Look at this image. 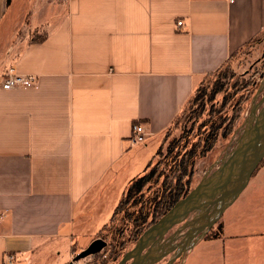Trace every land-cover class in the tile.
Returning <instances> with one entry per match:
<instances>
[{
	"label": "crops",
	"instance_id": "crops-1",
	"mask_svg": "<svg viewBox=\"0 0 264 264\" xmlns=\"http://www.w3.org/2000/svg\"><path fill=\"white\" fill-rule=\"evenodd\" d=\"M263 33L264 0H0V264H35L51 247L72 258L204 77ZM11 69L37 86L4 90ZM258 179L245 224L224 219L195 264H264V166L242 195Z\"/></svg>",
	"mask_w": 264,
	"mask_h": 264
},
{
	"label": "rangeland",
	"instance_id": "rangeland-1",
	"mask_svg": "<svg viewBox=\"0 0 264 264\" xmlns=\"http://www.w3.org/2000/svg\"><path fill=\"white\" fill-rule=\"evenodd\" d=\"M32 36L33 40L43 37L37 34H33ZM218 90L220 91L219 93H217ZM197 93L199 94V100L195 102V105H188L187 111L184 114L182 113L172 127L163 135V155L156 157L150 167L151 170L158 162H162L161 168H163L170 161V158H166L170 143L173 146L178 142L184 144V140L189 138L188 149H191L193 143L202 142L208 136L209 127L212 124L222 126L212 150L206 156L196 160L194 175L190 185L191 191L204 179L212 177L221 166L233 157L234 151L246 131L249 127H253L258 119H261L264 115V33L232 56L218 72L207 76ZM160 143L157 147L154 146L155 150L152 156L156 154ZM153 145L156 144L153 142ZM260 165H262L261 169L264 166V160ZM259 170L255 171L254 174L256 175ZM162 182L163 180L161 179L158 184L147 185L143 191L145 199H151L160 188ZM262 183L263 180L258 179L253 188L250 186L245 195L241 193L242 197L238 202L236 201L241 195L231 205L232 207H229L230 209H226L221 218L196 243V245L200 244L198 245V250L194 252L193 256H190L189 264H195L196 259V261L203 262L206 257L207 261H209L207 255L210 250L206 253L202 252L201 250L205 245H202L201 242L214 240L213 237L218 234L220 225H224V219L226 222L229 220L231 223L230 228H236V226L239 228L245 224L243 222L245 217L243 216H249L248 214L251 213L252 209L250 203L247 202L248 196L255 197L259 195L258 190ZM126 192L127 189L122 195L123 205L121 210L114 216V219L104 231L100 233L99 228L101 229L108 223L110 218L103 220L97 230L93 226L95 230H90L91 232H87L85 235L75 237L74 243L76 245L73 247L72 258L70 257V248H68L67 254L65 250L51 247L45 254L37 257L35 264H119L125 255L135 248L138 239L147 229L146 227L154 219L159 220L163 213H165L163 209H160V214L157 217L151 216L146 224L134 226L132 219H130L131 221L128 219L127 212H133L138 209L139 205L136 207L134 205L141 202V194L132 197L127 196ZM199 212H195L191 216L189 215L183 222L172 226L160 240L159 236H155L154 240L156 243L144 249L140 253L141 256L151 252L150 247H153L152 255H155L157 258L162 257L155 264H167L170 260L177 258L182 250L178 246L187 237L190 228H186L178 233L176 232L184 226L185 222L191 221ZM90 229L92 228L90 227ZM97 231L99 232L97 233ZM97 239H102L107 243V247L102 252L79 261H74V258L78 254L86 250ZM185 255L177 258L173 264H181ZM133 261L134 259L130 258L126 264H132Z\"/></svg>",
	"mask_w": 264,
	"mask_h": 264
},
{
	"label": "water",
	"instance_id": "water-1",
	"mask_svg": "<svg viewBox=\"0 0 264 264\" xmlns=\"http://www.w3.org/2000/svg\"><path fill=\"white\" fill-rule=\"evenodd\" d=\"M264 115L258 119L253 127H249L245 135L239 141L238 147L234 151L233 157L219 168L212 177L204 179L195 189L182 200H180L165 216L156 224L151 226L140 237L133 250L128 252L119 264L133 258L132 264H155L162 257L157 258L151 252L141 256V252L154 245L155 236L159 240L168 232V230L177 223L186 220L189 215L199 212L191 221L185 222L178 232L190 228V232L185 239L179 244L182 250L178 254L182 257L187 251L194 248L196 243L202 239L207 231L221 218L223 213L228 209L241 195L248 186L253 174L264 160ZM251 133L257 138L255 144L246 146L244 139ZM249 151V153H246ZM211 213V215H210ZM175 233V235H176ZM107 247L106 241L97 239L89 247L78 254L74 261L85 259L89 256L102 252ZM170 260L167 264H173L177 259ZM72 264V263H71Z\"/></svg>",
	"mask_w": 264,
	"mask_h": 264
},
{
	"label": "trees",
	"instance_id": "trees-1",
	"mask_svg": "<svg viewBox=\"0 0 264 264\" xmlns=\"http://www.w3.org/2000/svg\"><path fill=\"white\" fill-rule=\"evenodd\" d=\"M222 67H220L216 72H218ZM212 74H209L207 76H210ZM206 77H204V79ZM204 79L195 90L193 96L187 103L184 110L176 117L174 122L178 119V117L182 115V113L184 114L187 111L188 105H195V102L199 100V94L197 92L201 87ZM219 92L220 91L218 90L217 93ZM174 122L172 123V125L174 124ZM172 125L170 126V128L172 127ZM221 128L222 126H215V124H212L209 127L208 136L202 142L193 143L191 145V149H188L190 143L189 138H186L184 140V144L178 142L173 146L172 143H170L166 156V158H170V161L167 162L163 168H161L162 162H158L150 170L154 159L158 156L160 157L163 155V148L161 143V146L158 149L156 155L150 161L144 172L132 179L126 188L127 196L133 197L134 195L141 194V202L134 205L135 207L139 205L137 207L138 209L133 212H127L128 219H132V224L134 226H137L139 224H146L151 216H153L154 218L157 217L158 214H160V209H163L165 211L162 217L165 216L180 200L184 199L190 193V185L194 175L196 160L198 158L206 156L207 153L212 150L215 141L219 136V131ZM261 166L262 165H260L257 170H259ZM254 175L255 174H253V176ZM161 179L163 180V182L161 183L160 188L155 192V195L151 199H145V194L143 193L144 188L149 184H158ZM151 187H149V189H151ZM122 200L123 198H121L119 204L117 205L110 221L100 230V233L108 227V224L114 219V216H116V214H118V212L121 210V207L123 205ZM159 220L154 219V221L146 227L147 229L145 231L156 224ZM145 231L143 232V234L145 233ZM222 231L223 226L220 225L218 234H216L213 239H218L221 236Z\"/></svg>",
	"mask_w": 264,
	"mask_h": 264
},
{
	"label": "built area",
	"instance_id": "built-area-1",
	"mask_svg": "<svg viewBox=\"0 0 264 264\" xmlns=\"http://www.w3.org/2000/svg\"><path fill=\"white\" fill-rule=\"evenodd\" d=\"M65 2L69 0H63ZM178 26H182V22H178ZM38 78L33 75H20L16 74L13 69L9 70L3 81L4 90H14V89H32L37 86ZM132 140L134 144L144 143L146 140V133L142 124H135L133 126V137ZM2 215H0L1 223ZM17 261L16 254L7 253L4 256V264H15Z\"/></svg>",
	"mask_w": 264,
	"mask_h": 264
},
{
	"label": "bare ground",
	"instance_id": "bare-ground-1",
	"mask_svg": "<svg viewBox=\"0 0 264 264\" xmlns=\"http://www.w3.org/2000/svg\"><path fill=\"white\" fill-rule=\"evenodd\" d=\"M264 119V117H263ZM256 141H258L257 138H254V136L251 135V133H249V135H247L244 139V143L246 146H249V145H253L256 143ZM246 153H249V151H247ZM252 179V178H251ZM247 188V187H246ZM244 192V191H243ZM242 192V193H243Z\"/></svg>",
	"mask_w": 264,
	"mask_h": 264
}]
</instances>
